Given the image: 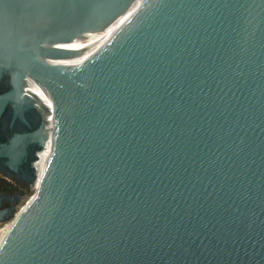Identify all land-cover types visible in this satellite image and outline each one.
<instances>
[{
  "label": "water",
  "instance_id": "1",
  "mask_svg": "<svg viewBox=\"0 0 264 264\" xmlns=\"http://www.w3.org/2000/svg\"><path fill=\"white\" fill-rule=\"evenodd\" d=\"M36 106L0 264H264V0H0V124Z\"/></svg>",
  "mask_w": 264,
  "mask_h": 264
},
{
  "label": "flooded vegetation",
  "instance_id": "2",
  "mask_svg": "<svg viewBox=\"0 0 264 264\" xmlns=\"http://www.w3.org/2000/svg\"><path fill=\"white\" fill-rule=\"evenodd\" d=\"M3 82V89H7L8 78L5 77ZM44 113V108L36 106L34 109L25 111L23 120L17 117L13 121L12 111L9 109L1 121L0 134L3 141L8 142L16 135H32L33 137L28 140L35 139V142H30L25 148L17 173L11 172L0 160V173L9 178V181H5L7 183H0V219L8 216L14 209L16 202L22 195V188L29 185L33 180L36 182L45 171L54 143L46 141L38 152L40 147L38 142H36V136L38 137V134L43 133L46 128Z\"/></svg>",
  "mask_w": 264,
  "mask_h": 264
},
{
  "label": "rangeland",
  "instance_id": "3",
  "mask_svg": "<svg viewBox=\"0 0 264 264\" xmlns=\"http://www.w3.org/2000/svg\"><path fill=\"white\" fill-rule=\"evenodd\" d=\"M42 176L36 182L33 180L29 183V185L24 186L22 188V195L20 196V198L16 202L14 209L11 211V213L8 216L0 219V229H1L0 230L1 231L0 232V240H2L4 238L5 234L7 233L8 229L10 228L11 224L16 219L18 214L22 211V209H24L26 207L28 202L34 197V195L37 191V188L40 184V181L42 179ZM5 181H9V178L0 173V183L1 184L7 183ZM34 183H35V186H34Z\"/></svg>",
  "mask_w": 264,
  "mask_h": 264
},
{
  "label": "bare ground",
  "instance_id": "4",
  "mask_svg": "<svg viewBox=\"0 0 264 264\" xmlns=\"http://www.w3.org/2000/svg\"><path fill=\"white\" fill-rule=\"evenodd\" d=\"M1 230V229H0ZM1 232V231H0ZM5 233V232H4ZM3 238V237H2ZM1 241V240H0Z\"/></svg>",
  "mask_w": 264,
  "mask_h": 264
}]
</instances>
